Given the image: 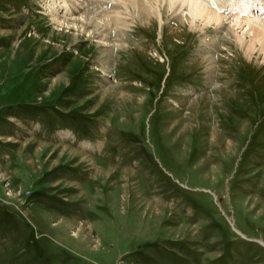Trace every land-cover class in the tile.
I'll list each match as a JSON object with an SVG mask.
<instances>
[{
	"label": "rangeland",
	"instance_id": "374dc122",
	"mask_svg": "<svg viewBox=\"0 0 264 264\" xmlns=\"http://www.w3.org/2000/svg\"><path fill=\"white\" fill-rule=\"evenodd\" d=\"M114 1L0 0V264H264V7L119 6L105 75L62 19Z\"/></svg>",
	"mask_w": 264,
	"mask_h": 264
},
{
	"label": "bare ground",
	"instance_id": "6f19581e",
	"mask_svg": "<svg viewBox=\"0 0 264 264\" xmlns=\"http://www.w3.org/2000/svg\"><path fill=\"white\" fill-rule=\"evenodd\" d=\"M228 1H230V0H210V1L209 0H204V1L203 0H172L170 3V6H173L174 4H179L178 7L175 6V7H177L178 11H182V8L184 6H186L188 8V11H189V14L191 17L190 24L193 26H194V24H196L195 22H197L198 20H202L204 25L219 26V28H220L224 19L226 18V17L222 16L221 8L225 7L226 3ZM162 2H163V0H115L114 5L112 7L114 9L113 14H108V16H104V14H100V13H96V12L94 14V12H92L93 11L92 10L91 12H89L92 15H89V14L86 15V13L85 14L81 13L82 15H80V18L78 20L62 19V21H63L62 23H63V25L66 24L68 27L72 26L73 29L74 28L77 29V32L79 35L81 33H83V34L86 33V34H88L90 39H92V40L96 39L98 41V45H100L99 47L102 48V52H100V55L101 54L104 55L101 65H104L103 72L106 75V74H108V71H107V69L109 68L108 63H109V60L111 59V52L110 51L114 48L116 49L117 46H114V45L120 44L119 47H121V40L123 38L124 32L127 30V26L124 25L125 22H124L123 16L119 12V6H123L125 10H129L130 7L136 8L137 12L139 14V15L137 14L138 16L142 17L146 21H148V20L150 21L151 15L153 13L151 14L148 12V6L151 9L152 5L157 6V4L162 3ZM255 2H257V3H255L256 5H260V6L264 7V0H255ZM65 4H67V3H65ZM150 4H151V6H150ZM237 4L242 6V1L238 0ZM100 6L106 7L105 4H101ZM239 7H238V9H239ZM58 8L59 7H58L57 3H55V6L51 7L53 15L59 11ZM69 10L72 12H77V7H74L72 5L71 7H69ZM164 13H166V9H165ZM63 14H64V12H63ZM93 14H94V16H93ZM161 16H162V14L160 12H157V19H159L160 22H161V20H160ZM105 18L109 19L108 20L109 23L105 22V20H104ZM245 18L247 19L246 20L247 22L245 21L246 26L248 28L247 30H248V33L252 34V36H251L252 39L250 40V42L248 41L249 43L247 45L243 44L242 47L246 48V54L249 55L250 53H252L255 50V47H256L255 43L257 42L260 45V49L258 50V52L259 53L261 52L264 54V20L259 21L256 19L249 18L247 14H245ZM178 19H180V17ZM238 22H241V21H238ZM223 26L225 29L220 30L221 32H223V34L221 35V37L223 38L222 42L230 41V39H231L230 29L228 27L226 28L225 25H223ZM114 32L115 33L117 32V37H120L121 40L119 38V41H117V42L116 41L115 42L110 41V35L111 34L114 35ZM218 39H220V38H218ZM207 42L208 43H205L206 46L204 47V49H207L210 52V50H212L216 47L215 45L219 41L216 40L215 38H213V39L208 40ZM111 43L113 46L112 47L108 46V45H111ZM222 45H223V43H222ZM200 54L204 58V60L207 62L206 69H210L209 66L213 63V60H212L213 55H210L209 53H205V52H201Z\"/></svg>",
	"mask_w": 264,
	"mask_h": 264
}]
</instances>
